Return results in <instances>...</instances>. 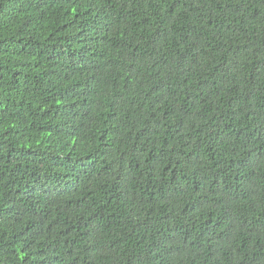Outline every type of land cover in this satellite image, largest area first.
<instances>
[{
	"label": "trees",
	"instance_id": "1",
	"mask_svg": "<svg viewBox=\"0 0 264 264\" xmlns=\"http://www.w3.org/2000/svg\"><path fill=\"white\" fill-rule=\"evenodd\" d=\"M0 264H264V0H0Z\"/></svg>",
	"mask_w": 264,
	"mask_h": 264
}]
</instances>
